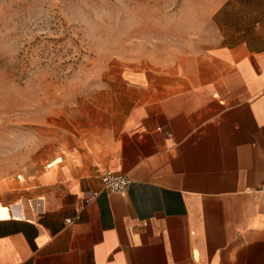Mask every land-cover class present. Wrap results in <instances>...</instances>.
<instances>
[{
	"label": "crops",
	"instance_id": "1",
	"mask_svg": "<svg viewBox=\"0 0 264 264\" xmlns=\"http://www.w3.org/2000/svg\"><path fill=\"white\" fill-rule=\"evenodd\" d=\"M213 16L204 81L154 96L128 78L140 98L99 163H53L34 219L0 205V264H264V0ZM107 169L126 193L104 190Z\"/></svg>",
	"mask_w": 264,
	"mask_h": 264
},
{
	"label": "rangeland",
	"instance_id": "2",
	"mask_svg": "<svg viewBox=\"0 0 264 264\" xmlns=\"http://www.w3.org/2000/svg\"><path fill=\"white\" fill-rule=\"evenodd\" d=\"M216 2L0 0V205L34 219L53 163H99L140 98L128 78L154 96L204 81Z\"/></svg>",
	"mask_w": 264,
	"mask_h": 264
},
{
	"label": "built area",
	"instance_id": "3",
	"mask_svg": "<svg viewBox=\"0 0 264 264\" xmlns=\"http://www.w3.org/2000/svg\"><path fill=\"white\" fill-rule=\"evenodd\" d=\"M101 181L105 191L113 194H124L127 192L129 186L131 185V179L124 174H118L112 170H104L101 175ZM98 193H93L89 198L88 202H91ZM15 218V217H14ZM79 216L76 220H79ZM68 223H72L73 220H67Z\"/></svg>",
	"mask_w": 264,
	"mask_h": 264
},
{
	"label": "bare ground",
	"instance_id": "4",
	"mask_svg": "<svg viewBox=\"0 0 264 264\" xmlns=\"http://www.w3.org/2000/svg\"><path fill=\"white\" fill-rule=\"evenodd\" d=\"M20 178L24 179L22 176ZM37 203H39V204H37ZM42 203H43V199H40V200H38V202H36V204H35V202L33 203L34 207L32 205L31 206H32V208H35L36 210H38V212H40V210L42 208ZM20 207H21L20 204H14L13 206H11V213L15 214L16 216L20 215V217H23L22 212L19 214V208ZM21 209H22V207H21Z\"/></svg>",
	"mask_w": 264,
	"mask_h": 264
}]
</instances>
